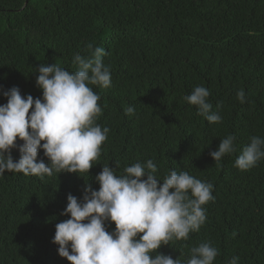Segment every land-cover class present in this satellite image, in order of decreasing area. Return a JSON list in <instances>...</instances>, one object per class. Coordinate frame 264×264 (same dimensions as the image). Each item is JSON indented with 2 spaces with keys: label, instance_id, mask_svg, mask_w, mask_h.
Instances as JSON below:
<instances>
[{
  "label": "trees",
  "instance_id": "trees-1",
  "mask_svg": "<svg viewBox=\"0 0 264 264\" xmlns=\"http://www.w3.org/2000/svg\"><path fill=\"white\" fill-rule=\"evenodd\" d=\"M88 44L104 49L111 71L110 88L93 87L97 123L110 129L101 155L81 178L0 177V264H69L51 242L69 218L61 215L67 196L80 199L85 183L98 190L105 165L122 174L149 159L161 180L174 169L213 185L201 229L158 252L186 262L192 247L208 242L219 250L214 264L232 257L264 264V159L246 171L234 167L251 138L264 137V0H0V105L13 87L41 97L39 64L74 71L73 57L87 55ZM201 85L219 124L183 100ZM129 106L134 113L125 115ZM229 134L236 150L214 162L209 153ZM11 155L19 159L17 150ZM41 159L48 163L38 152Z\"/></svg>",
  "mask_w": 264,
  "mask_h": 264
},
{
  "label": "clouds",
  "instance_id": "clouds-1",
  "mask_svg": "<svg viewBox=\"0 0 264 264\" xmlns=\"http://www.w3.org/2000/svg\"><path fill=\"white\" fill-rule=\"evenodd\" d=\"M87 49V55L73 57L74 71L56 63L39 64L35 83L41 97L22 96L15 87L3 92L7 102L0 105V177L6 172L40 179L61 173L88 175L110 131L97 123L101 97L93 87L108 89L112 81L102 60L104 49L92 44ZM209 95L201 85L183 100L209 124H219L222 117L212 111ZM237 100L246 102L242 89ZM133 113V107L125 109V115ZM234 140L231 134L220 140L209 153L211 159L220 162L233 153ZM13 149L19 152L18 160L11 155ZM38 152L47 164L37 160ZM262 159L264 137L254 136L234 167L246 171ZM157 172L152 159L125 167L122 174L105 165L95 177L98 190L85 183L80 199L69 194L61 213L69 218L56 224L51 241L58 256L69 264H214L219 250L208 242L192 247L186 262L157 251L198 232L207 219L204 206L214 200L211 183L174 169L161 180ZM112 224L114 230L108 231L106 225ZM238 261L232 257L228 264Z\"/></svg>",
  "mask_w": 264,
  "mask_h": 264
},
{
  "label": "bare ground",
  "instance_id": "bare-ground-1",
  "mask_svg": "<svg viewBox=\"0 0 264 264\" xmlns=\"http://www.w3.org/2000/svg\"><path fill=\"white\" fill-rule=\"evenodd\" d=\"M256 15V14H255ZM209 74V73H208Z\"/></svg>",
  "mask_w": 264,
  "mask_h": 264
}]
</instances>
